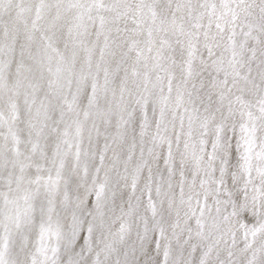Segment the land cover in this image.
Returning a JSON list of instances; mask_svg holds the SVG:
<instances>
[{"label": "snow or ice", "instance_id": "6c2138e0", "mask_svg": "<svg viewBox=\"0 0 264 264\" xmlns=\"http://www.w3.org/2000/svg\"><path fill=\"white\" fill-rule=\"evenodd\" d=\"M0 264H264V0H0Z\"/></svg>", "mask_w": 264, "mask_h": 264}]
</instances>
